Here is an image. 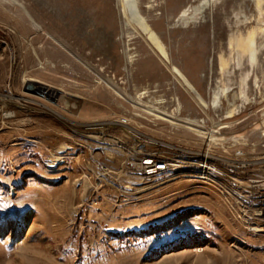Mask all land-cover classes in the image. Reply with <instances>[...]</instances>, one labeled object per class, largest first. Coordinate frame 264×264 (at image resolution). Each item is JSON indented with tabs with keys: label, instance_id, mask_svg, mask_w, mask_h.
<instances>
[{
	"label": "rangeland",
	"instance_id": "rangeland-1",
	"mask_svg": "<svg viewBox=\"0 0 264 264\" xmlns=\"http://www.w3.org/2000/svg\"><path fill=\"white\" fill-rule=\"evenodd\" d=\"M196 2L136 0L133 25L118 0H0V264H264V218L179 173L130 177L106 142L121 116L154 150L215 129L218 149L241 146L264 168V0H210L202 18ZM30 79L49 89L25 90Z\"/></svg>",
	"mask_w": 264,
	"mask_h": 264
},
{
	"label": "built area",
	"instance_id": "built-area-1",
	"mask_svg": "<svg viewBox=\"0 0 264 264\" xmlns=\"http://www.w3.org/2000/svg\"><path fill=\"white\" fill-rule=\"evenodd\" d=\"M193 120L192 123L197 126H200L199 123L201 125L204 123V118L202 117ZM113 124L109 125L108 128L116 127L122 131L117 135L107 133L106 142L112 141L122 153V170L128 176L148 181V173L158 172V168H162V165H174L179 162H196L207 165V155L203 156V158H196V151H199L200 148H207V154H215L217 158L222 159L224 164H228L230 168H241L246 171V178H233V176L228 175V180L238 183L237 192H239V199L237 200L240 201L241 212L249 217L264 218V168L258 165L261 158L250 156L241 146L233 147L230 150L225 148L218 149L217 143L212 137V134L217 132L215 129L203 128L201 135L205 141L202 145L178 144L166 141L159 142L154 150L147 148L149 143L146 141V135L139 133L134 136L130 134L129 129L125 128L128 125L127 117L121 116L113 119ZM261 145L264 146V142ZM174 149L190 151V158L188 160L175 158ZM179 174L188 177L185 176V173ZM179 174L176 172L166 173V175H162V180L174 179Z\"/></svg>",
	"mask_w": 264,
	"mask_h": 264
},
{
	"label": "bare ground",
	"instance_id": "bare-ground-1",
	"mask_svg": "<svg viewBox=\"0 0 264 264\" xmlns=\"http://www.w3.org/2000/svg\"><path fill=\"white\" fill-rule=\"evenodd\" d=\"M255 1H258V0H255ZM209 2L210 0H197L196 4L193 7V10H196V11L199 10V13L201 14V18H202L204 16L203 9L207 7ZM130 5H132V10H130L129 8ZM136 6H137L136 0H118V11H119V14L125 18L124 22L126 24L131 23L134 25L131 17L132 15L133 16L135 15L136 17H138ZM178 18H184L186 21L193 20V16H186V9L184 8L179 11ZM139 24L141 25L143 31L145 32V35L148 38L154 39V41L157 42V45H156L157 49H160L161 43L159 41V38L154 34L150 26L144 23L143 21H140ZM229 44L230 43L228 42V46H231ZM247 53H248V57H247L248 65L250 66L252 65V61L255 56V51L253 48H250V50ZM159 56L163 60L168 59V55L164 51L161 53V55L159 54ZM218 63H219L218 69H220V71L222 72L225 66L224 64L225 62L220 60ZM169 70L170 72L173 73V75L177 79V82L181 86H183L189 93L193 94L194 100L196 99V101L202 104V106L206 105V102L200 96H197L195 94L192 85H190L187 79H185L175 67L170 66ZM221 84L216 85L213 88V95H212L211 103L218 102L220 95L225 94L227 87L221 86ZM26 86H29L30 88L34 89V91L36 90L37 92H40L41 94H45L46 91L49 89V87L48 88L45 87V85H43L41 82H38L37 80H32V79L27 81ZM48 93L54 94V91L50 90ZM130 101L134 102L133 100H130ZM155 102L159 103L161 101L159 99V100H155ZM213 105H216V104H213ZM150 110H151L150 111L151 114L152 112H154V114L158 118L165 119L170 122H172L174 119L176 121H181L184 124L191 125L192 122L194 121L190 117H183V118L173 117L172 116L173 114L167 113L162 110H158V108L155 106L153 107L151 106ZM232 116H233L232 110H228L225 117L232 118ZM100 123L101 125L99 126L101 127L105 124V122L104 123L100 122ZM229 125L230 123L229 124L224 123L222 128L228 127ZM206 155H207V165H202L196 162H179L174 165H162V168H158V172L148 173V181L162 180V175H166V173H171V172L185 173V176H188L190 178H193L196 181L208 184L212 186L213 188H215L220 194V196L224 198L230 206H232L231 204H237V206L240 207V211H241L240 201L237 200L239 199V192H237L238 183L229 181L228 175L233 176V178H246V171H244V169H241V168H230L228 164H224L223 160L217 158L215 154H207V148H200L199 151H196V158H203V156H206ZM174 157L179 160H188L190 158V151H185V149H174ZM216 168L219 170H217Z\"/></svg>",
	"mask_w": 264,
	"mask_h": 264
},
{
	"label": "water",
	"instance_id": "water-1",
	"mask_svg": "<svg viewBox=\"0 0 264 264\" xmlns=\"http://www.w3.org/2000/svg\"><path fill=\"white\" fill-rule=\"evenodd\" d=\"M25 90L35 93L37 92L36 90L34 91V89L30 88L29 86H26Z\"/></svg>",
	"mask_w": 264,
	"mask_h": 264
}]
</instances>
